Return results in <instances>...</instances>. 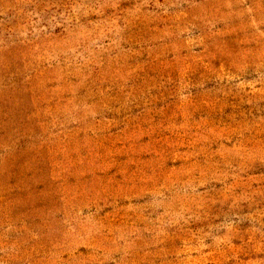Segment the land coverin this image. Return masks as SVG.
<instances>
[{
	"label": "rangeland",
	"instance_id": "374dc122",
	"mask_svg": "<svg viewBox=\"0 0 264 264\" xmlns=\"http://www.w3.org/2000/svg\"><path fill=\"white\" fill-rule=\"evenodd\" d=\"M0 264H264V0H0Z\"/></svg>",
	"mask_w": 264,
	"mask_h": 264
}]
</instances>
